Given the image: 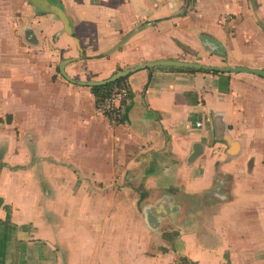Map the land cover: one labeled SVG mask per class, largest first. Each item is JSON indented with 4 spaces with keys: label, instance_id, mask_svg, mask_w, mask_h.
<instances>
[{
    "label": "crops",
    "instance_id": "obj_1",
    "mask_svg": "<svg viewBox=\"0 0 264 264\" xmlns=\"http://www.w3.org/2000/svg\"><path fill=\"white\" fill-rule=\"evenodd\" d=\"M26 1L57 43L0 23V264H264V78L142 69L117 123L60 70L264 71V0Z\"/></svg>",
    "mask_w": 264,
    "mask_h": 264
},
{
    "label": "rangeland",
    "instance_id": "obj_2",
    "mask_svg": "<svg viewBox=\"0 0 264 264\" xmlns=\"http://www.w3.org/2000/svg\"><path fill=\"white\" fill-rule=\"evenodd\" d=\"M39 17L40 15L27 3L26 0H0V23L4 24L6 32L9 36L12 35L17 37L19 39L20 46L25 48L33 47L32 45L35 41V36V43L39 44L34 47L42 44L39 47L43 48V51L47 50L48 52L50 49V51L53 52L56 49L55 45L57 43V36H46L45 31L41 29L40 23L37 20ZM53 64L54 63L51 65ZM59 66L60 63H58V69ZM57 72L59 74V70ZM99 114H101V112H99ZM3 117L5 118H3L4 122H6V115ZM110 120L112 121V119Z\"/></svg>",
    "mask_w": 264,
    "mask_h": 264
},
{
    "label": "water",
    "instance_id": "obj_3",
    "mask_svg": "<svg viewBox=\"0 0 264 264\" xmlns=\"http://www.w3.org/2000/svg\"><path fill=\"white\" fill-rule=\"evenodd\" d=\"M29 1L40 11L48 14L57 15V17L61 19V21L64 23L66 32L69 34H73L72 29L69 26V21L65 15V12L60 6L52 3L50 0H29ZM68 64H70V62L65 61L60 67L61 73L66 78V80H68L72 84L82 87H89V88L98 87V86H107L116 83L117 81H120L122 79L128 78L129 76L133 75L134 73L142 69L153 70L155 67H161V66H169L179 69L205 70V71L218 72V73H234V74L247 73L264 78V71L254 70L249 68H241V67L223 68V67L207 66L203 64L183 62V61H162V62L148 63L137 66L135 68L120 71L111 78L104 81L86 82V81L75 80L70 75H68L66 72V67Z\"/></svg>",
    "mask_w": 264,
    "mask_h": 264
},
{
    "label": "built area",
    "instance_id": "obj_4",
    "mask_svg": "<svg viewBox=\"0 0 264 264\" xmlns=\"http://www.w3.org/2000/svg\"><path fill=\"white\" fill-rule=\"evenodd\" d=\"M130 91V88H122L115 91L100 104L99 112L112 120L120 121L123 118L126 107L132 100ZM197 126H201V123H197Z\"/></svg>",
    "mask_w": 264,
    "mask_h": 264
},
{
    "label": "trees",
    "instance_id": "obj_5",
    "mask_svg": "<svg viewBox=\"0 0 264 264\" xmlns=\"http://www.w3.org/2000/svg\"><path fill=\"white\" fill-rule=\"evenodd\" d=\"M183 71L187 72H196L197 70L194 69H182ZM214 74H219L218 72H213ZM130 77V76H129ZM128 78L122 79L120 81H117L116 83L107 85V86H98L91 88V92L95 97L96 100V107L99 108L100 104L107 98L110 97L115 91H118L122 88H130L128 84ZM130 96L133 97L132 91H130ZM123 119V118H122ZM122 119L120 121L112 120L117 123H121ZM143 198V195L141 196Z\"/></svg>",
    "mask_w": 264,
    "mask_h": 264
}]
</instances>
